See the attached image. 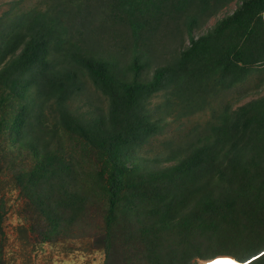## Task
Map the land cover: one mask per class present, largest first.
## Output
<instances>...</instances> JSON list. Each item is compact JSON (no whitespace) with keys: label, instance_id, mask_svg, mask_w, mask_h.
<instances>
[{"label":"trees","instance_id":"obj_1","mask_svg":"<svg viewBox=\"0 0 264 264\" xmlns=\"http://www.w3.org/2000/svg\"><path fill=\"white\" fill-rule=\"evenodd\" d=\"M231 1L49 0L12 26L0 40V138L7 127L8 146L32 160L17 177L30 201L48 200L64 215L79 212V202L87 207L88 195L101 192L104 206L96 214L109 256L126 206L149 202L143 237L157 261L150 256L148 264H183L191 257L189 245L180 243L161 255L158 233L231 212L263 228L250 259L231 256L264 264V96L235 111H214L207 125L168 154L165 160L173 164L145 172L135 162L137 149L163 124L149 108L155 96L188 95L209 81L213 90L232 86L235 72L254 63L250 59L264 61V0H240L234 13L202 31ZM94 94L104 98L105 110L78 115L72 103L85 97L94 105ZM48 134L80 138L90 147L85 152L102 161L83 194L71 185L80 176L76 160L53 150ZM175 205L185 213L178 222L171 217ZM191 208L194 218L186 213ZM55 220L46 214L45 237L61 228ZM218 255L229 254L202 264Z\"/></svg>","mask_w":264,"mask_h":264},{"label":"rangeland","instance_id":"obj_2","mask_svg":"<svg viewBox=\"0 0 264 264\" xmlns=\"http://www.w3.org/2000/svg\"><path fill=\"white\" fill-rule=\"evenodd\" d=\"M239 3L240 0H232L205 22L202 31H207L219 20L234 13ZM48 4L49 0H0V40L12 26L35 10L45 9ZM262 21L264 27V13ZM261 32L259 28L257 33ZM250 62L254 63L247 71L238 69L235 72L234 79L237 82L232 86L230 82L223 83L213 90V81H209L205 89H198L188 95H173L166 91L155 96L149 108L156 119H163V124L156 136L137 149L135 162L140 168L149 172L146 168L162 169L173 164V161L166 162L168 154L179 144L190 140L197 129L207 125L214 111L228 106H232L235 111L251 101L261 99L264 96V61L250 59ZM92 96L96 100L94 105L89 104L85 97H78L72 103L73 110L78 115L86 116H92L97 109L104 111V98L98 94ZM45 139L51 143L53 150L58 148L68 158L72 156L76 160L73 163L80 176L71 185H75L79 193L83 194L84 190L92 186L95 174L102 169V161L95 152H85L90 147L76 136L61 134L55 137L48 134ZM8 141L6 127L0 138V146L5 148L4 152H0V264H148L150 256L154 262L157 261L156 253H152V247L144 242L143 237V230L150 223L149 202L137 200L133 205L126 206L127 213L120 216L122 228L117 230L114 256H109L99 237L103 227L96 214V210H102L104 206L102 193H94L92 197L88 195L87 207L79 202V212L64 215L59 214L56 205L48 200L37 197L30 201L26 187L20 186L17 177L30 168L32 160L25 152L12 151ZM128 193L123 194L120 201ZM51 198L56 203L59 201L55 196ZM183 211V205H175L171 217L178 222L180 215H185ZM54 212L58 214L54 216ZM186 213L190 218L196 216L192 208ZM46 214L59 220L57 224L61 227L56 233L50 232L49 237L44 235L50 228L47 226ZM204 217L206 221L203 218L187 226L174 227L170 233H158L155 240L161 255L180 243L192 249L190 259L183 264H202L219 253L229 255L218 256L233 255L242 260L251 258L248 254L263 237V228H252L231 212ZM22 226L26 227V231L21 230ZM178 254L175 257L172 255L174 259Z\"/></svg>","mask_w":264,"mask_h":264},{"label":"bare ground","instance_id":"obj_3","mask_svg":"<svg viewBox=\"0 0 264 264\" xmlns=\"http://www.w3.org/2000/svg\"><path fill=\"white\" fill-rule=\"evenodd\" d=\"M204 264H247V262L237 260L231 256H218L214 260H211Z\"/></svg>","mask_w":264,"mask_h":264}]
</instances>
